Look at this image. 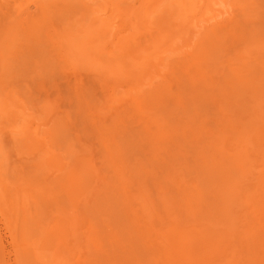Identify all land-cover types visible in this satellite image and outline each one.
Here are the masks:
<instances>
[{
    "label": "rangeland",
    "instance_id": "374dc122",
    "mask_svg": "<svg viewBox=\"0 0 264 264\" xmlns=\"http://www.w3.org/2000/svg\"><path fill=\"white\" fill-rule=\"evenodd\" d=\"M215 1L0 0V264H264V0Z\"/></svg>",
    "mask_w": 264,
    "mask_h": 264
},
{
    "label": "bare ground",
    "instance_id": "6f19581e",
    "mask_svg": "<svg viewBox=\"0 0 264 264\" xmlns=\"http://www.w3.org/2000/svg\"><path fill=\"white\" fill-rule=\"evenodd\" d=\"M215 5H217V1H215V0H213V2H212V4H210V5H208V7H207V13H209V12H213V11H217V9L215 8ZM218 15H220V14H218ZM211 18H214L213 16L211 17ZM144 20V19H143ZM103 26V25H102ZM105 26V25H104ZM102 29V28H101ZM105 30V29H104ZM99 37V36H98ZM102 38V37H101ZM242 38V37H241ZM243 38H245V37H243ZM70 39V38H69ZM98 40H99V38H98ZM246 40V39H245ZM69 41V40H68ZM124 41V40H123ZM112 44V43H111ZM113 46V45H112ZM83 47V46H82ZM123 47V46H122ZM114 49V48H113ZM79 50V49H78ZM158 50V49H157ZM95 51V50H94ZM72 55V54H71ZM96 55H97V52H96ZM110 55V54H109ZM88 57V56H87ZM90 57V56H89ZM71 58V57H70ZM76 59V58H75ZM254 60V59H253ZM100 62V61H99ZM98 62V63H99ZM93 64V63H92ZM97 64V63H96ZM100 64H101V62H100ZM80 65V64H79ZM89 66H90V64H89ZM238 66V65H237ZM104 67H105V65H104ZM107 67V66H106ZM103 68V67H102ZM116 70V69H115ZM225 71V70H224ZM98 72V71H97ZM117 73V72H116ZM224 73V72H223ZM226 74V73H225ZM231 75V74H230ZM201 77V76H200ZM115 78V77H114ZM124 78V77H123ZM186 79V78H185ZM189 79V78H188ZM202 83V82H201ZM254 83V82H253ZM215 86V85H214ZM245 86V85H244ZM241 87V86H240ZM197 88V87H196ZM204 88V87H203ZM201 90V89H200ZM202 92H203V90H202ZM242 92V91H241ZM253 95V94H252ZM207 97V96H206ZM206 99V98H205ZM204 100V99H203ZM1 102V101H0ZM2 103V102H1ZM238 103V102H237ZM3 106V105H2ZM242 108V107H241ZM185 109V108H184ZM1 110V109H0ZM5 110V109H4ZM2 111V110H1ZM3 114V113H2ZM5 114V113H4ZM236 115V114H235ZM3 116V115H2ZM184 116V115H183ZM263 117V116H262ZM4 118V117H3ZM261 120H263V118L261 119ZM237 121V120H236ZM261 122V121H260ZM222 125V124H221ZM174 127V126H173ZM214 127V126H213ZM229 129V128H228ZM218 130V129H217ZM225 131V130H224ZM206 132V131H205ZM240 132V131H239ZM175 133V132H174ZM220 134V133H219ZM166 135V134H165ZM203 135V134H202ZM223 135V134H222ZM239 135H241V132H240V134ZM253 135V134H252ZM221 136V135H220ZM225 136V135H224ZM223 137V136H222ZM226 137V136H225ZM197 138V137H196ZM220 138V137H219ZM225 139V138H224ZM240 139V138H239ZM237 140V139H236ZM248 140V139H247ZM246 140V141H247ZM249 140H251V139H249ZM213 141V140H212ZM235 141V140H234ZM245 141V140H244ZM182 142V141H181ZM238 142V141H237ZM222 143V142H221ZM224 143V142H223ZM251 143H252V141H251ZM250 144V143H249ZM182 145V144H181ZM243 145H244V143H243ZM180 146V145H179ZM222 146H224V145H222ZM109 147V146H108ZM242 147V146H241ZM221 148V147H220ZM209 150V149H208ZM225 150V149H224ZM240 150H243L242 148L240 149ZM207 151V150H206ZM251 151V150H250ZM110 152V151H109ZM214 153H216V152H214ZM249 153V152H248ZM208 154V153H207ZM240 154V153H239ZM156 155V154H155ZM182 155V154H181ZM227 154H225V156H226ZM239 156V155H238ZM224 157V156H223ZM240 157V156H239ZM243 157V156H242ZM155 158V157H154ZM225 158V157H224ZM223 160V159H222ZM215 162V161H214ZM188 165H189V163H188ZM244 165H246V164H244ZM209 166V165H208ZM223 167V166H222ZM211 168V167H210ZM213 168V167H212ZM211 168V169H212ZM215 168V167H214ZM230 168V167H229ZM208 169V168H207ZM210 169V170H211ZM231 169V168H230ZM220 170V169H219ZM235 170V169H234ZM150 172V171H149ZM197 172V171H196ZM237 173V172H236ZM162 174V173H161ZM212 176V175H211ZM236 176V175H235ZM204 177V176H203ZM229 177V176H228ZM240 177H242V176H240ZM263 177V176H262ZM126 178V177H125ZM221 178V177H220ZM230 179V178H229ZM242 179V178H241ZM127 180V179H126ZM220 180V179H219ZM232 180V179H231ZM123 181H125V180H123ZM243 181V180H242ZM130 182V181H129ZM236 183V182H235ZM218 185V184H217ZM221 187H222V185H221ZM263 187H264V185H263ZM184 188V187H183ZM227 188V187H226ZM228 188H230V187H228ZM169 189V188H168ZM233 189V188H232ZM188 190V189H187ZM215 190H216V188H215ZM217 192V191H216ZM223 192H224V190H223ZM226 192V191H225ZM225 192H224V194L223 195H226L225 194ZM236 192V191H235ZM256 192V191H255ZM170 193V192H169ZM227 193V192H226ZM259 193V192H258ZM166 194V193H165ZM255 194V193H254ZM210 195V194H209ZM8 196V195H7ZM172 196V195H171ZM199 195H197V197H198ZM228 197V196H227ZM227 197H226V199H227ZM249 197V196H248ZM141 198V197H140ZM173 198H175V197H173ZM250 198V197H249ZM253 199V198H252ZM123 200V199H122ZM166 200V199H165ZM170 200V199H169ZM231 200V199H230ZM163 202V201H162ZM159 204V203H158ZM157 204V205H158ZM183 204V203H182ZM202 204V203H201ZM208 204V203H207ZM225 206V205H224ZM133 207V206H132ZM262 207V206H261ZM190 208V207H189ZM182 210V209H181ZM127 211V210H126ZM190 212V211H189ZM264 214V213H263ZM145 215V214H144ZM181 215V214H180ZM230 215V214H229ZM132 217H134L133 215H132ZM181 217V216H180ZM123 220V219H122ZM126 220V219H125ZM140 220H142V219H140ZM224 220V219H223ZM128 221V220H127ZM127 221H126V223H127ZM134 221V220H133ZM119 223V222H118ZM124 223H125V221H124ZM131 223H132V221H131ZM156 223V222H155ZM234 223V222H233ZM123 224V223H122ZM235 224V223H234ZM138 225V224H137ZM232 225V224H231ZM124 226V225H123ZM129 227H130V225H129ZM126 229H128V228H126ZM130 229V228H129ZM250 229V228H249ZM234 230V229H233ZM251 230V229H250ZM147 231V230H146ZM258 231V230H257ZM131 232V231H130ZM148 232V231H147ZM252 232V231H251ZM148 235V234H147ZM146 236V235H145ZM247 236V235H246ZM257 236V235H256ZM139 237H140V235H139ZM248 237V236H247ZM248 240V239H247ZM134 241V240H133ZM140 241V240H139ZM246 241V240H245ZM136 242V241H135ZM152 242V241H151ZM150 242V243H151ZM129 243V242H128ZM131 243V242H130ZM138 243V242H137ZM149 243V244H150ZM111 244V243H110ZM132 244H134V243H132ZM148 244V245H149ZM44 245V244H43ZM42 245V246H43ZM139 245V244H138ZM253 245V244H252ZM40 246V245H39ZM135 246V245H134ZM245 246V245H244ZM37 247H38V245H37ZM126 247H128V246H126ZM125 247V248H126ZM142 247V246H141ZM247 247V246H246ZM148 248V247H147ZM43 249V248H42ZM41 249V250H42ZM135 249V248H134ZM39 250H40V248H39ZM39 250H37V253H39L40 251ZM108 250V249H107ZM136 250V249H135ZM56 251V250H55ZM121 251V250H120ZM119 252V251H118ZM122 252V251H121ZM42 253V255L41 256H43L44 258H46L47 256H46V254H45V252L43 253V252H40V254ZM48 253V252H47ZM153 253V252H152ZM111 254V253H110ZM127 254H128V252H127ZM38 256H39V254H38ZM50 256H52V254L50 255ZM49 256V257H50ZM112 256V255H111ZM122 256V255H121ZM130 256V255H129ZM128 256V257H129ZM132 256V255H131ZM42 257V258H43ZM53 257V256H52ZM133 257V256H132ZM41 258V257H40ZM127 258V257H126ZM131 258V257H130ZM139 258V257H138ZM151 258V257H150ZM257 258V257H256ZM110 259V258H109ZM154 259V258H153ZM106 260V259H105ZM54 261V260H53ZM56 261H58V260H56ZM257 261V260H256ZM263 261V260H262ZM59 262V261H58ZM253 262V261H252ZM145 263V262H144ZM148 263V262H147ZM255 263V262H254ZM157 264V263H156ZM240 264V263H239Z\"/></svg>",
    "mask_w": 264,
    "mask_h": 264
}]
</instances>
